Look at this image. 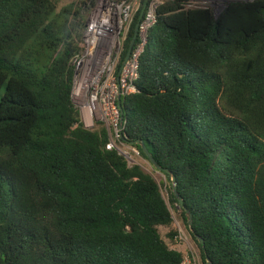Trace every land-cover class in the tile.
<instances>
[{
    "label": "trees",
    "instance_id": "16d2710c",
    "mask_svg": "<svg viewBox=\"0 0 264 264\" xmlns=\"http://www.w3.org/2000/svg\"><path fill=\"white\" fill-rule=\"evenodd\" d=\"M61 1L0 0V264H178L160 186L79 122L70 59L94 0ZM189 2L158 7L123 140L168 170L172 209L176 176L201 264H264V0Z\"/></svg>",
    "mask_w": 264,
    "mask_h": 264
},
{
    "label": "built area",
    "instance_id": "2783aa9c",
    "mask_svg": "<svg viewBox=\"0 0 264 264\" xmlns=\"http://www.w3.org/2000/svg\"><path fill=\"white\" fill-rule=\"evenodd\" d=\"M165 1L169 0L147 1L135 43L124 61L125 43L143 0H94L82 31L81 49L70 59L73 68L70 95L79 111V122L87 129L103 123L109 137L108 149L118 150L116 141H124L126 120L121 100L136 90L138 57L149 30L157 21L158 7ZM209 1L214 14L218 15L228 2L255 0ZM178 264H200V261L184 255Z\"/></svg>",
    "mask_w": 264,
    "mask_h": 264
},
{
    "label": "rangeland",
    "instance_id": "374dc122",
    "mask_svg": "<svg viewBox=\"0 0 264 264\" xmlns=\"http://www.w3.org/2000/svg\"><path fill=\"white\" fill-rule=\"evenodd\" d=\"M72 1L75 0H62L58 7L66 5ZM187 7H211V2L209 0H190ZM149 43L152 45L153 40H150ZM46 59L47 58H43L36 65L42 68L43 65L46 63ZM97 124H98L97 126H100L99 123ZM116 144L118 147V151L124 155L129 165L138 164L145 172L151 174L152 177L157 182V184L160 186V191L162 193V196L165 199L167 205L169 206L173 216L172 228H166L162 226L159 228L160 234L163 237V239L173 248L176 249L179 248L183 255H190L199 259L201 264L200 251L197 242L194 240L189 229L185 226L183 219L181 217L182 208H178L176 204H174L175 205L174 209L170 207L169 193L167 191V187L169 186V180L166 178L163 171L154 168L152 164L149 162V160L143 157L141 154H139L138 150L135 147H133L131 144L126 143L125 141H116ZM169 229H172L176 232V235L173 238H169L166 235Z\"/></svg>",
    "mask_w": 264,
    "mask_h": 264
},
{
    "label": "water",
    "instance_id": "95a60500",
    "mask_svg": "<svg viewBox=\"0 0 264 264\" xmlns=\"http://www.w3.org/2000/svg\"><path fill=\"white\" fill-rule=\"evenodd\" d=\"M147 1L148 0H143V6L139 12V15H138V18H137V22L135 24V27H134V32H133V35L132 37L130 38V42H129V45H128V48H127V51L125 53V56H124V61L128 58L129 54H130V51L135 43V39H136V36H137V28H138V23H139V20L141 19L142 17V14H143V10H144V7L146 6L147 4ZM118 103L120 104V100L118 101ZM134 143H138L140 145V147L142 148L145 156L147 157V159L149 160V162L152 164V166L154 168H156L157 170H161V171H166L168 172V170L166 168H162L157 162L156 160L153 158L152 154L149 152V150L147 149L145 143L143 141H132L130 142V144H134ZM120 153V152H119ZM170 173V177H171V182H172V194L173 196L175 197L177 203V207L178 208H182V209H185V206H184V201H183V198L180 196L179 192H178V188H177V180H176V176L169 172ZM185 215H186V218H187V223L188 225H191L193 220H192V214L189 210L185 209ZM199 243H203V239L201 237H197Z\"/></svg>",
    "mask_w": 264,
    "mask_h": 264
},
{
    "label": "crops",
    "instance_id": "0c3cea01",
    "mask_svg": "<svg viewBox=\"0 0 264 264\" xmlns=\"http://www.w3.org/2000/svg\"><path fill=\"white\" fill-rule=\"evenodd\" d=\"M179 249V248H178ZM180 250V249H179Z\"/></svg>",
    "mask_w": 264,
    "mask_h": 264
},
{
    "label": "clouds",
    "instance_id": "9594fccd",
    "mask_svg": "<svg viewBox=\"0 0 264 264\" xmlns=\"http://www.w3.org/2000/svg\"><path fill=\"white\" fill-rule=\"evenodd\" d=\"M184 256V255H183Z\"/></svg>",
    "mask_w": 264,
    "mask_h": 264
}]
</instances>
